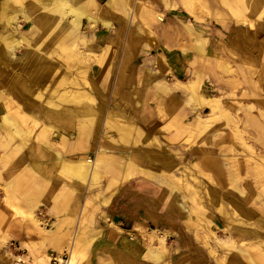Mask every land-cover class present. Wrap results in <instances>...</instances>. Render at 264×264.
<instances>
[{
	"label": "rangeland",
	"instance_id": "obj_1",
	"mask_svg": "<svg viewBox=\"0 0 264 264\" xmlns=\"http://www.w3.org/2000/svg\"><path fill=\"white\" fill-rule=\"evenodd\" d=\"M82 2L110 21L83 18L78 30L84 83L73 90L86 100L27 101L38 116L21 119L0 90V107L29 129L0 128V264L67 260L75 234L86 239L76 264H264V0ZM18 20L29 38L34 20ZM193 80L216 101L189 94ZM51 87L34 92L58 100L70 89ZM82 157L96 159V178L72 177ZM26 210L39 225L22 221Z\"/></svg>",
	"mask_w": 264,
	"mask_h": 264
},
{
	"label": "bare ground",
	"instance_id": "obj_2",
	"mask_svg": "<svg viewBox=\"0 0 264 264\" xmlns=\"http://www.w3.org/2000/svg\"><path fill=\"white\" fill-rule=\"evenodd\" d=\"M81 1L82 0H29L26 4L25 0H0V81L2 80L7 83L10 82L9 85L11 86V88H8L0 82V90L4 92L3 96L6 97V102L12 105L11 107L14 108L16 112L18 111L19 118L24 119L22 117L28 116L29 118L34 117L36 119L38 116V110L34 109L31 113L23 111L22 106L23 104L28 103L27 101L38 102V99L41 98L44 102L48 103L53 100L54 103L65 101L81 104V102L86 100V96L84 94L83 96H85V99L81 100V94H79V96L77 93L75 94L76 91L73 90L80 84L77 79H80L83 81L82 83H84L83 70L77 71L74 67H79V61L84 60L85 57L81 55L78 56L77 59H72V57L79 54V50L77 49V44H79V37L77 35L78 30L81 26L83 18H87V26L90 28H94L97 23H101L109 28L110 21L106 18H98L86 13V3H81ZM111 1L112 0H110V2ZM40 8L42 9V12L39 11L36 18H31V14H34ZM123 11L127 16L129 12L127 7H123ZM68 16H70L69 20L66 19ZM19 18L24 22H32L34 20V23H32L33 25L31 24L30 26L29 38H27L22 32L18 31V26H20L18 25V23H20L18 20ZM189 30V32H192L191 28H189ZM194 36L196 35L194 34ZM80 40L84 41L85 38L82 37ZM194 44L197 51H204L199 37H195ZM21 46H24L23 58L21 57L22 59L13 63L11 59L15 58V51L19 50ZM56 66H58L59 69L56 68ZM53 70L55 73H52V76H49V80L51 79L50 84H46L47 79L43 78L45 76L41 75H43L42 73L44 71L49 73ZM78 72H80V74H78ZM193 81L194 82L190 81L187 84L189 94L191 92L194 95L201 97L204 101H216V97L206 98L201 96V94H198V85H196V80ZM32 86H36V88H32ZM41 86H52V90L58 87V91L60 89L59 87H69L72 90H66L64 94H60L58 100H55L51 96L40 97L38 93L34 92V90H37V88ZM8 90L12 91L9 92ZM24 90L35 94L34 96L27 94L29 97H25L22 93ZM193 97L195 98V96ZM83 98L84 97H82V99ZM201 103H203V101H201ZM66 112L69 113L70 110H66ZM23 126L21 127L19 125L18 119L15 116L8 114L3 107H0V128L7 130V134L9 133L8 135L11 134V136L15 137L20 136L21 133H23L22 131L27 132L28 127L24 130L23 128L25 127ZM43 129L47 130L51 134L59 133L63 139L66 138L65 133H63L62 130L54 127L50 123H46ZM26 138L27 136L25 139ZM46 139H48V137ZM54 160L57 162L61 161L58 151H56V157H54ZM89 160L85 157L72 160L69 165L72 171V177L76 180H86L87 177L90 180L96 178V159L92 160V162ZM2 191L3 198L7 201L9 196L7 186H2ZM177 202L182 203V199L178 198ZM219 210L221 209L219 208ZM20 215L23 219H26L35 225L40 224L39 218L33 211H27L24 213L21 212ZM75 235V240H70L71 243L67 248L69 253L67 260H63L59 258L60 255H57L60 259L59 264L77 263V257L80 252L79 250L83 247L82 245L86 243V239L78 238L77 234ZM166 237L167 235L165 234L160 236V244H164L166 242ZM214 237L216 238V236ZM7 254L12 255L11 253ZM151 255L156 259H160L162 257V253L158 250H153ZM48 257L49 255L47 254H39L37 255V258H35L38 261H36V263L49 264ZM18 258L16 259L17 263ZM247 258L250 260L251 264H255L251 257Z\"/></svg>",
	"mask_w": 264,
	"mask_h": 264
},
{
	"label": "built area",
	"instance_id": "obj_3",
	"mask_svg": "<svg viewBox=\"0 0 264 264\" xmlns=\"http://www.w3.org/2000/svg\"><path fill=\"white\" fill-rule=\"evenodd\" d=\"M60 258L63 260H66L65 253L61 254ZM50 261H52L53 264H59L60 263V260L57 258V255H51ZM17 264H25L24 258L19 257Z\"/></svg>",
	"mask_w": 264,
	"mask_h": 264
},
{
	"label": "crops",
	"instance_id": "obj_4",
	"mask_svg": "<svg viewBox=\"0 0 264 264\" xmlns=\"http://www.w3.org/2000/svg\"><path fill=\"white\" fill-rule=\"evenodd\" d=\"M19 218H21V217H19ZM105 218H107V216L105 215ZM22 220V219H21ZM22 221H27V220H22ZM40 230H42V231H44L43 229H40ZM47 231H45V232H49L50 230H48V229H46ZM152 230H154V229H152ZM151 230V231H152ZM149 233H151V232H149ZM166 233V232H165ZM152 234V233H151ZM154 234V233H153ZM167 234V233H166ZM161 236V235H160ZM159 238V237H158ZM166 242H167V240H166ZM250 264V263H249Z\"/></svg>",
	"mask_w": 264,
	"mask_h": 264
}]
</instances>
